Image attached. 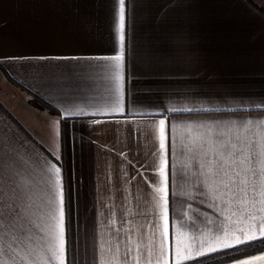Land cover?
<instances>
[{"label": "crops", "instance_id": "obj_1", "mask_svg": "<svg viewBox=\"0 0 264 264\" xmlns=\"http://www.w3.org/2000/svg\"><path fill=\"white\" fill-rule=\"evenodd\" d=\"M251 1L264 11V0L261 5ZM126 4L123 111H114L107 103L116 87L109 62L95 57L120 51L115 0H0V210L5 221L0 246L4 258L16 264L26 250L37 260L51 254L58 264L55 253L48 252V238L35 227L56 223L46 215L49 205L37 187L52 153L60 157L66 264H106L132 248L131 264L141 239L158 244L165 209L153 199L152 185L161 180L162 158L169 163V264L173 234L177 243L192 244L193 254L205 250L184 264L264 239L256 224L258 238L252 242L232 248L213 242L223 235L221 229L247 227L253 223L247 214L259 221L264 212L259 204L243 210L239 194L234 203L223 187L227 181L210 192L203 153L192 158L182 149L189 129L198 134L204 125L227 133L242 122L264 120L263 13L249 0ZM29 94L57 114L30 107ZM69 106L78 114L67 112ZM161 119L172 137L164 153L158 140ZM50 207L58 219L57 204ZM22 226L31 233V244L21 238ZM209 244L217 251L208 252Z\"/></svg>", "mask_w": 264, "mask_h": 264}, {"label": "snow or ice", "instance_id": "obj_2", "mask_svg": "<svg viewBox=\"0 0 264 264\" xmlns=\"http://www.w3.org/2000/svg\"><path fill=\"white\" fill-rule=\"evenodd\" d=\"M114 13V31L117 41L120 45V51L116 55L95 57L97 60L109 62L106 67L110 71V78L116 82L114 89L115 94L107 98V103L113 107L114 111H123L120 103V81L123 79L122 67L124 63L123 47L126 41L127 28V4L126 0H115ZM189 109H185L188 111ZM67 112L78 114L77 110L72 106L66 109ZM82 112V109L79 110ZM170 112L178 111V109L170 108ZM95 114V113H93ZM58 123V122H57ZM165 120L159 121L158 140L159 148L162 153L166 152V140L171 141V128L169 135L165 133ZM205 130L198 134H193V130L189 129L185 134L186 143L182 145L183 151L188 152L192 158L197 152H202L204 155V164L202 168H206V176L208 178L209 191H218L223 181L228 183L223 184V187L229 192H232L233 202H238L243 210L248 207L255 208L259 204V211L264 212V120H248L236 126L235 130L230 129L227 133H220L212 127L202 125ZM56 131L54 136H58ZM55 144V139L53 140ZM212 153V156H209ZM53 162L45 161L41 175L40 183L37 187L41 188L44 193V198L49 205L46 215L52 220H56L55 225L47 224L42 226L35 225L49 240L47 244L48 252L55 253V258L58 264H66V229H65V208H64V193L61 179V167L58 163L60 157L52 153ZM214 158V159H213ZM188 165H185L187 168ZM169 163L166 158L160 160L157 168V173L161 177L159 185H152L154 200H157V206L163 207L164 227L161 231V237L157 244L155 239L144 244L143 239L136 246L135 251L139 255L132 257L131 264H169L167 238L169 234V222L167 218V195H168V173ZM233 185L235 190H233ZM249 195L251 199L249 200ZM57 204L58 219L53 214V209L50 207ZM12 212L19 214V209L14 208ZM12 212H9L8 218H12ZM43 222V217H40ZM245 219L252 221L247 227L238 228L229 231L226 228L221 229L223 235H217L213 241L220 248H232L235 246L244 245L258 238L256 224L259 225V238H264V220L257 221L254 214H247ZM4 214L0 210V229L4 226ZM183 229L185 226L180 225ZM199 231V230H197ZM239 232V235L236 233ZM54 234V235H53ZM20 236L26 239L29 244L32 243L33 237L31 233L21 227ZM195 243H200L198 239L192 238ZM9 251H13L10 246ZM117 245V253H118ZM208 252L217 251L216 247L209 244ZM133 252L132 248H128L123 258L114 256L106 264H129L128 255ZM203 248H197L193 254V245L185 243L183 239L180 243L176 242L175 234H173L172 248V264H184L186 261L195 259L205 255ZM4 249L0 246V264H16L12 257L4 258ZM34 253L31 250H26L25 257H21V264H53V256L50 254L46 259H34ZM256 261H264V254L260 256H251L245 259H237L235 264H255Z\"/></svg>", "mask_w": 264, "mask_h": 264}, {"label": "trees", "instance_id": "obj_3", "mask_svg": "<svg viewBox=\"0 0 264 264\" xmlns=\"http://www.w3.org/2000/svg\"><path fill=\"white\" fill-rule=\"evenodd\" d=\"M249 2L264 15V11L261 8L257 7L251 0ZM14 85L16 84L14 83ZM16 86L19 87L18 85ZM28 105L38 111H47L52 115L57 114L56 110L51 106L31 94H29ZM262 252H264V239L189 264H227Z\"/></svg>", "mask_w": 264, "mask_h": 264}, {"label": "rangeland", "instance_id": "obj_4", "mask_svg": "<svg viewBox=\"0 0 264 264\" xmlns=\"http://www.w3.org/2000/svg\"><path fill=\"white\" fill-rule=\"evenodd\" d=\"M256 2H257L258 4H260V5L262 4L259 0H256Z\"/></svg>", "mask_w": 264, "mask_h": 264}]
</instances>
